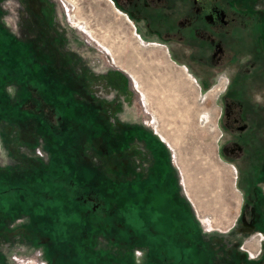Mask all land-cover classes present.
Masks as SVG:
<instances>
[{"label":"rangeland","instance_id":"rangeland-1","mask_svg":"<svg viewBox=\"0 0 264 264\" xmlns=\"http://www.w3.org/2000/svg\"><path fill=\"white\" fill-rule=\"evenodd\" d=\"M48 13L52 16L51 23L45 19ZM0 21L17 40H30L37 51L53 53L56 62H62L60 59L64 57L66 63L70 62L67 59L71 56L94 74L116 68L131 73L135 89L131 105L137 121L160 135L161 129L169 132L168 135H183L170 143L162 137L164 134L161 137L172 147L170 157L175 168L176 164L180 167V183L196 208L206 245L192 226H188V208L181 198L173 203L178 210L175 215L165 204L144 202L149 185L155 192L162 191L156 187L158 161L150 178L135 181L141 187L137 198H130L129 192L134 188L129 182L121 184L128 187V194L123 195L119 205L123 227L112 229L116 243L107 236L91 237L102 258L100 264H224L231 256L223 253L221 243H229L236 236L240 238L237 249L244 257L252 259L261 253L264 234L238 235L218 225L213 218L217 204H223V213H231L233 219L242 198L256 204H262L264 199L260 195L264 193V180L259 183L264 173H258V179L250 183L256 175L254 165H234L220 152L223 108L219 93L228 76H217L213 83L204 84L201 77L185 73L164 48L140 42L127 17L116 10L112 0H0ZM71 61L76 62L72 58ZM5 90L8 103L0 104V181L20 182V176L29 178L48 166V146L36 134L35 123L20 122V108L16 106L20 101V84L12 81L5 85ZM177 119H181L179 126L173 122ZM177 127L184 130L177 132ZM137 147L142 148L143 144L138 143ZM261 147L262 138H257L256 151ZM83 152L89 163L103 168L113 164L112 156L98 155L89 145ZM142 162L146 163L144 155ZM185 171L192 178L189 181L194 196L185 184ZM168 179L172 187L177 186L173 178ZM77 190L84 191L80 186ZM196 198L210 201L215 209L200 211ZM9 205L12 214L7 211L9 214L4 219L15 211ZM29 219L17 215L0 227V264H28L32 260L33 264H48L44 247L38 245L44 238L36 239L30 233ZM175 223L184 228L173 226ZM202 244V251L198 252Z\"/></svg>","mask_w":264,"mask_h":264},{"label":"crops","instance_id":"crops-1","mask_svg":"<svg viewBox=\"0 0 264 264\" xmlns=\"http://www.w3.org/2000/svg\"><path fill=\"white\" fill-rule=\"evenodd\" d=\"M45 19L51 23V14L48 13ZM20 41L28 45L31 50L32 63L30 65L33 66V72L42 74L48 81L47 84H38V86L41 89L46 88L48 91L57 92L62 101L61 106H63V109H61V112L59 114L53 112L48 119L50 123L63 124L62 128L58 127L59 131L54 136L66 140V143L63 148L56 151L47 149L49 166H55L59 181L67 177L73 180L72 183L66 186L68 187V193L72 195L69 200L71 202H81L87 215L86 220H89V213H95L100 204L103 205V211H105L109 209V205L112 203V212H108V214L105 212L102 214L101 212L102 224L97 227L96 237L97 235L107 236L110 237L109 239L112 242L116 243L117 236L112 229L122 228L123 221L119 215L120 208L118 205L121 203V198L116 195L115 188H119L122 183L128 184L129 182L130 186L134 188L133 191L129 192L130 198H137L141 187L139 184H135V181L138 178L143 180L150 178L153 172L152 169L159 161L160 165L156 176L159 180H156V187H161L162 191L156 190L157 192H155L152 186L149 185L148 191H145L144 202L151 201L152 203L165 204L167 207H171L170 211L174 210L173 215H175L178 210L175 209L173 203L178 197L181 198L188 208L187 217L190 220L188 226H192V229L197 232L201 243L203 242L206 245L204 234L197 221L196 208L180 183L178 174L180 167L176 164L175 168L170 157V148L172 147L162 140L160 134L145 127L136 119V114L131 105V96L135 90L132 85L131 73L116 68L107 70L103 74H94L86 67L81 66L78 60L71 56L70 58L67 57V61L70 62L66 63L64 61L66 60L65 57L58 58L62 62H56L53 53L37 51L34 43L30 40L20 39ZM71 58L76 62L71 61ZM22 122L35 123L36 134L41 141L55 139L53 135L41 132L40 124L44 122L43 119L30 117ZM173 122L179 126L181 119ZM183 130V128L177 127V132ZM161 133L169 141L176 137H183V135H168L169 132L163 129H161ZM138 143H142L144 148H138ZM88 145L98 155L112 156L113 164L103 168L100 165L89 163V160H86L83 156V151ZM143 155L146 157V163L142 162ZM126 176L127 178H125ZM168 177L173 178L177 186L174 184V187H172ZM187 177L189 180L192 179L188 175ZM106 184L107 186L111 184L114 187V194L111 197L103 198L101 194L100 198L92 195L79 196L80 192L77 190L78 186L83 188L86 185L88 187L95 186L94 188H97L99 192H103ZM190 189L192 191L191 185ZM149 194L152 196H149ZM149 198H156V201L149 200ZM197 201L200 211L205 210V208L208 211L215 209L210 201L204 202L200 198ZM136 202L137 200H134V203ZM221 207H223V204L222 206L216 205V213L213 217L217 220L218 225L224 226L230 231L233 230L238 235H245L248 232H251L250 235L264 234L259 229L253 231L248 228L249 218L243 213V198L238 213L233 219L231 213H223ZM256 211H258V208H256ZM23 216L29 217L27 214H22L20 218ZM99 217L101 218V216ZM255 219L258 221L264 220L262 216ZM179 225L183 226L178 223L173 226L179 227ZM232 242L240 243V238L236 236ZM121 244L125 247L124 243ZM202 246L203 244L198 247V252L202 251ZM145 252L147 255L149 252L148 247H146ZM193 264L195 263L193 262Z\"/></svg>","mask_w":264,"mask_h":264},{"label":"flooded vegetation","instance_id":"flooded-vegetation-1","mask_svg":"<svg viewBox=\"0 0 264 264\" xmlns=\"http://www.w3.org/2000/svg\"><path fill=\"white\" fill-rule=\"evenodd\" d=\"M112 4L127 17L140 42L164 48L185 73L201 77L204 84L228 76L219 93L220 152L234 165H254L256 175L250 183L258 179L257 174L264 173V0H112ZM257 138H262V147L256 151ZM259 179L261 183L264 177ZM260 195L264 198L263 192ZM243 213L249 218L248 228L264 232V220L255 219L264 218V199L257 207L244 200ZM237 242L221 243L223 253L231 256L224 264H264V241L261 253L252 259L244 257Z\"/></svg>","mask_w":264,"mask_h":264},{"label":"trees","instance_id":"trees-1","mask_svg":"<svg viewBox=\"0 0 264 264\" xmlns=\"http://www.w3.org/2000/svg\"><path fill=\"white\" fill-rule=\"evenodd\" d=\"M31 63V50L28 45L17 40L0 21V104L8 103L5 85L12 81L18 82L20 105L16 102V106L20 108V122L30 117L41 118L44 120L40 124L41 132L54 136L63 124L50 123L47 113L61 112V97L55 91L38 86L47 84L48 81L42 74L33 72ZM54 137L52 141L46 140L48 150L56 151L65 146L66 140ZM72 182L69 177L59 181L55 166L50 167L49 164L29 178L20 176V182L0 181V227L6 224L8 218L27 214L30 218V233L36 239L41 236L44 238L38 245L46 244L43 247L48 264H100L102 258L91 237L98 233L97 227L102 224L103 212H112V203L105 211L100 204L95 213H89V220H86L87 215L81 202L69 200L72 195L68 193L66 186ZM94 187L84 185L83 189L86 191H80L79 196L92 195L100 198L101 194L105 198L114 194L111 184H106L103 192ZM115 193L122 202L123 197L128 194V187L121 185L115 188ZM8 204L14 206L15 211L11 217L4 219L6 213L12 214L8 210Z\"/></svg>","mask_w":264,"mask_h":264},{"label":"bare ground","instance_id":"bare-ground-1","mask_svg":"<svg viewBox=\"0 0 264 264\" xmlns=\"http://www.w3.org/2000/svg\"><path fill=\"white\" fill-rule=\"evenodd\" d=\"M153 85V84H152ZM155 85H157V84H155ZM153 92H155V90L153 91ZM157 129H158V127H157ZM159 130V129H158ZM162 135V134H161ZM162 137L166 140V141H168L169 142V140L165 137V135H162ZM170 143V142H169ZM184 176H185V184L186 185H188L189 186V189H190V182H189V179H188V177H187V173H186V171L184 172ZM217 176V175H216ZM218 178V177H217ZM223 180V179H222ZM195 181V180H194ZM218 181H220V180H218ZM221 182V181H220ZM205 185V184H204ZM203 185V186H204ZM223 187H224V185H223ZM207 188V187H206ZM191 190V189H190ZM203 190V189H202ZM191 193L193 194V192L191 191ZM193 196H194V194H193ZM198 197V196H197ZM197 199V198H196ZM197 201V200H196ZM200 210V209H199ZM227 220V219H226Z\"/></svg>","mask_w":264,"mask_h":264},{"label":"built area","instance_id":"built-area-1","mask_svg":"<svg viewBox=\"0 0 264 264\" xmlns=\"http://www.w3.org/2000/svg\"><path fill=\"white\" fill-rule=\"evenodd\" d=\"M147 122H149V121H147ZM150 122L152 123V119L150 120ZM258 235L262 236L261 234H258ZM250 255H251V253H250ZM32 261H33V260H32ZM32 261L27 262V263H28V264H33ZM20 262L22 263L23 260H20ZM25 262H26V261H25ZM25 262H24V263H25ZM36 264H38V262H36ZM41 264H45V263H44V262H41Z\"/></svg>","mask_w":264,"mask_h":264}]
</instances>
